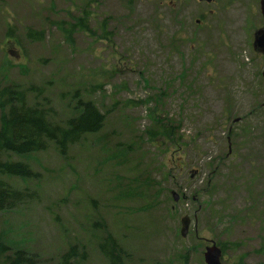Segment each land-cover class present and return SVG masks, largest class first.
Wrapping results in <instances>:
<instances>
[{
	"label": "rangeland",
	"instance_id": "obj_1",
	"mask_svg": "<svg viewBox=\"0 0 264 264\" xmlns=\"http://www.w3.org/2000/svg\"><path fill=\"white\" fill-rule=\"evenodd\" d=\"M84 8L95 36L67 39L56 23ZM263 24L254 0H0V89L60 125L76 92L104 115L65 157L52 143L0 156L38 174L0 177L21 199L0 212V241L34 264H60L73 245L71 264H107L104 232L126 264H204L210 242L223 264H264ZM156 118L172 134L151 144Z\"/></svg>",
	"mask_w": 264,
	"mask_h": 264
},
{
	"label": "trees",
	"instance_id": "obj_2",
	"mask_svg": "<svg viewBox=\"0 0 264 264\" xmlns=\"http://www.w3.org/2000/svg\"><path fill=\"white\" fill-rule=\"evenodd\" d=\"M88 13L84 10L82 14L74 17L73 22H57V26L62 29L64 36L70 39L75 32H80L88 37H94V31L88 26ZM63 25L65 27L63 28ZM102 39H107V34L102 27ZM29 38L30 35L27 33ZM40 41L41 35L37 36ZM29 92L40 93L35 88H29ZM25 94L16 88L4 87L0 89V156L1 155H27L42 151L47 143L56 146L59 154L65 157L68 147L79 142L85 135L98 133L104 123V115L91 101L79 99L78 92L73 96L77 98L73 108L74 114L64 121L63 125L53 122L51 110L40 108L37 103L34 108L26 107L24 103ZM132 101H129L131 103ZM148 101H145L147 103ZM50 120V122H49ZM154 128L146 132L151 144H155L162 137L164 140L170 139L171 126L164 125L159 118L153 120ZM38 174L33 173L26 164L21 162H11L0 159V177H15L21 179H36ZM3 180H0V212L13 210L17 202H20V194L13 188H8ZM27 196L25 195V198ZM94 226L102 227V224L95 222ZM224 255L225 248L219 245ZM98 250L107 264H126L125 260L130 259L121 244L108 232L98 243ZM186 252V251H185ZM183 254L185 258L186 254ZM8 253L7 256L1 257ZM79 255L76 254V247L70 246L60 258V264H71ZM84 258V256H82ZM81 258V259H82ZM0 263L3 264H34L32 255L6 245L0 241ZM79 264V263H77Z\"/></svg>",
	"mask_w": 264,
	"mask_h": 264
},
{
	"label": "water",
	"instance_id": "obj_3",
	"mask_svg": "<svg viewBox=\"0 0 264 264\" xmlns=\"http://www.w3.org/2000/svg\"><path fill=\"white\" fill-rule=\"evenodd\" d=\"M198 1L205 2L208 4L212 2V0H198ZM259 8H260L261 17L264 21V0H260ZM253 48L258 49L260 52L264 53V28L255 32ZM261 77L264 81V66H263V70L261 73ZM193 175L194 174L192 173L191 177ZM173 197H174V200L177 201L178 198L175 194L173 195ZM189 224H190V221L188 217L182 218L181 220L182 227L180 228V236L182 238L186 236L188 228H189ZM203 260L205 264H222L221 263V250L216 246L215 243H211L210 246H207L205 248V251L203 254Z\"/></svg>",
	"mask_w": 264,
	"mask_h": 264
},
{
	"label": "flooded vegetation",
	"instance_id": "obj_4",
	"mask_svg": "<svg viewBox=\"0 0 264 264\" xmlns=\"http://www.w3.org/2000/svg\"><path fill=\"white\" fill-rule=\"evenodd\" d=\"M255 1V3L258 5V7H259V4H260V0H254ZM263 27H264V24H263ZM262 27V28H263ZM261 28V29H262ZM253 45V44H252ZM252 48H253V46H252ZM254 50V52H258V54H262V53H260L258 50H255V49H253ZM264 106V105H263Z\"/></svg>",
	"mask_w": 264,
	"mask_h": 264
}]
</instances>
